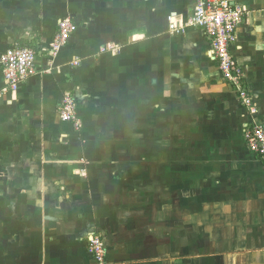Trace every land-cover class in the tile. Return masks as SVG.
<instances>
[{
    "label": "crops",
    "instance_id": "obj_1",
    "mask_svg": "<svg viewBox=\"0 0 264 264\" xmlns=\"http://www.w3.org/2000/svg\"><path fill=\"white\" fill-rule=\"evenodd\" d=\"M195 1L0 0V53L40 47L36 74L0 94V264H93L92 232L109 264H264V164L243 139L247 110L208 35L169 29ZM235 3L246 15L231 51L264 118V0ZM66 18L75 32L52 57L48 43ZM66 93L78 130L59 118ZM189 137L195 163L164 159L170 139ZM190 170L196 250L210 253L187 258L154 239L146 203L157 186L166 201L169 187L178 196Z\"/></svg>",
    "mask_w": 264,
    "mask_h": 264
},
{
    "label": "built area",
    "instance_id": "obj_2",
    "mask_svg": "<svg viewBox=\"0 0 264 264\" xmlns=\"http://www.w3.org/2000/svg\"><path fill=\"white\" fill-rule=\"evenodd\" d=\"M246 12L235 3V0H196L191 16L186 23L176 26L171 23L170 31L181 33L185 29H200L211 41V56L223 81L234 88L238 103L248 110L250 116L244 126L242 134L248 150L260 158L264 164V125L255 122L257 107L246 85L245 76L232 54L231 47L236 40V30L243 22ZM76 26L71 19L66 18L58 22L57 30L46 51L52 57L64 46ZM40 47L35 43L27 45L13 44L0 53V72L2 86L0 94L14 93L27 79L36 74V58ZM59 118L64 123H70L75 129L81 127V120L77 112L75 97L66 93L60 100ZM87 250L93 264H109L106 260L104 243L96 233H90L86 239Z\"/></svg>",
    "mask_w": 264,
    "mask_h": 264
},
{
    "label": "rangeland",
    "instance_id": "obj_3",
    "mask_svg": "<svg viewBox=\"0 0 264 264\" xmlns=\"http://www.w3.org/2000/svg\"><path fill=\"white\" fill-rule=\"evenodd\" d=\"M64 46H62L61 48H63ZM61 48L57 51V53L61 50ZM261 115L263 114L259 113L257 107V114L254 115L255 116L254 120H256L255 122L257 123L264 125V118H262ZM247 116H250L248 110H247ZM187 133L193 134L192 131ZM173 140L174 139H170V142L167 145L168 148H171V150L169 154L163 155L164 159L165 160L168 159L169 161H182L184 163H195L196 154L191 153L190 149L191 151L194 150L196 138L189 137L183 140H178L177 142ZM139 159L144 160V157ZM152 160L161 161L162 159L160 158L159 155H156L154 156V158H152ZM186 172H189L190 175L188 174L185 181L186 182L190 181L192 185L188 184L182 188L181 186H179L180 194L177 193L178 196H173L177 192L176 187H169L170 199L168 201L164 200V198L167 197L166 195H164L165 197H163L162 195L160 196L159 194L160 191L155 190V188H158L159 186L155 187L154 189H152L151 192L148 191V193L151 196V200L148 203H146V205L148 204V208L146 209H151L154 211V215H153L154 224L152 226L154 239L159 240L161 238L162 243L165 244L166 242H168L170 246L171 245L172 247L174 246L173 249L176 248V245L183 246L186 257L190 258L193 256L196 257V255L203 254L205 252L209 254L210 251L208 250L203 251V249L196 250V235H197L196 234V170L195 171L190 170ZM183 189L185 190L184 192L186 193L185 195H181ZM181 198L183 199L182 201H180ZM161 227L163 228L162 232L164 233L160 232ZM220 229L221 228H219V230ZM201 236L202 235H199V237ZM201 240H203V238H201Z\"/></svg>",
    "mask_w": 264,
    "mask_h": 264
}]
</instances>
